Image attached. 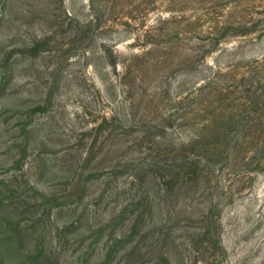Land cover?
Here are the masks:
<instances>
[{
    "label": "rangeland",
    "instance_id": "1",
    "mask_svg": "<svg viewBox=\"0 0 264 264\" xmlns=\"http://www.w3.org/2000/svg\"><path fill=\"white\" fill-rule=\"evenodd\" d=\"M0 264H264V0H0Z\"/></svg>",
    "mask_w": 264,
    "mask_h": 264
}]
</instances>
